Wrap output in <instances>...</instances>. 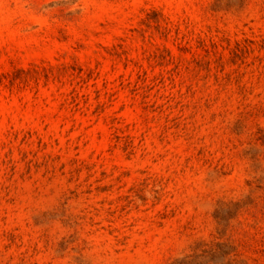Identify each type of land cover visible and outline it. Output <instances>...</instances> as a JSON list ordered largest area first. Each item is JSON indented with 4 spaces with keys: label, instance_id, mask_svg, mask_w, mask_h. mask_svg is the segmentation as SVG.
<instances>
[{
    "label": "rangeland",
    "instance_id": "rangeland-1",
    "mask_svg": "<svg viewBox=\"0 0 264 264\" xmlns=\"http://www.w3.org/2000/svg\"><path fill=\"white\" fill-rule=\"evenodd\" d=\"M0 264H264V0H0Z\"/></svg>",
    "mask_w": 264,
    "mask_h": 264
}]
</instances>
